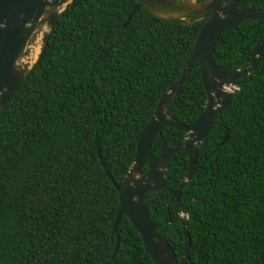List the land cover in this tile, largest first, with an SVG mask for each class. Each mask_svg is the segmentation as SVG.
<instances>
[{"label":"trees","instance_id":"trees-1","mask_svg":"<svg viewBox=\"0 0 264 264\" xmlns=\"http://www.w3.org/2000/svg\"><path fill=\"white\" fill-rule=\"evenodd\" d=\"M136 4L73 0L56 19L42 60L0 110V264H155L126 216L113 255L118 187L204 22L173 33L177 23L133 11ZM242 7L264 10V0ZM263 39L264 22L248 19L219 36L214 56L243 69ZM237 86L199 147L179 202L191 237L187 264H264V55ZM206 101L196 62L168 115L191 125ZM185 136L166 127L152 152ZM187 170L188 154L178 152L166 186L147 194L151 219L178 256L185 241L172 196Z\"/></svg>","mask_w":264,"mask_h":264},{"label":"water","instance_id":"water-1","mask_svg":"<svg viewBox=\"0 0 264 264\" xmlns=\"http://www.w3.org/2000/svg\"><path fill=\"white\" fill-rule=\"evenodd\" d=\"M72 1L0 0V110L42 60L56 19ZM243 2L244 0H137L133 11L142 7L158 19L177 23L173 33L178 32L183 25L204 24L181 76L163 93L153 117L141 131L135 161L123 184L118 187L120 207L112 230V234L116 236L113 255L119 245L118 224L126 216L141 235L145 249L155 264H187L191 244L188 219L183 220V214L178 213L183 189L194 177L199 147L238 89V78L249 75L264 55L263 39L255 45L251 59L243 69L221 65L214 56L216 42L221 34L248 19L264 22V10L245 9L242 7ZM131 16L132 13L124 26L130 22ZM39 35L40 45L35 59L21 65L30 54L28 47L37 41ZM196 62H199L207 101L199 118L193 124L186 125L168 115V106L171 99L182 92ZM169 126L185 132L184 140L154 154L152 145L155 138ZM178 152L188 154V170L172 196L175 199V212L179 214L184 232L185 248L181 256L175 253L171 244L157 231L147 203L150 191H158L166 186L170 160ZM100 162L107 177L111 179L103 160Z\"/></svg>","mask_w":264,"mask_h":264},{"label":"bare ground","instance_id":"bare-ground-1","mask_svg":"<svg viewBox=\"0 0 264 264\" xmlns=\"http://www.w3.org/2000/svg\"><path fill=\"white\" fill-rule=\"evenodd\" d=\"M45 29V27H44ZM43 30V29H42ZM41 35H39L38 38H40ZM38 40V39H37ZM40 43V39L38 40V42L34 45V46H30L28 47V50L30 51V54L27 56L29 58L28 63H30V61L34 60L38 50H39V44ZM31 59V60H30ZM27 64V63H26ZM21 65H24L23 62L21 63Z\"/></svg>","mask_w":264,"mask_h":264},{"label":"rangeland","instance_id":"rangeland-1","mask_svg":"<svg viewBox=\"0 0 264 264\" xmlns=\"http://www.w3.org/2000/svg\"><path fill=\"white\" fill-rule=\"evenodd\" d=\"M38 40H39V38H38ZM38 40L33 44V45H31V46H34L37 42H38ZM30 47V46H29ZM28 60H29V58L27 57L24 61H23V64L25 65L26 63H28ZM31 60V59H30Z\"/></svg>","mask_w":264,"mask_h":264}]
</instances>
